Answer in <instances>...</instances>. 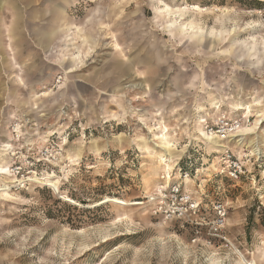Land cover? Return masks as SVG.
<instances>
[{
  "label": "rangeland",
  "instance_id": "374dc122",
  "mask_svg": "<svg viewBox=\"0 0 264 264\" xmlns=\"http://www.w3.org/2000/svg\"><path fill=\"white\" fill-rule=\"evenodd\" d=\"M23 1L0 36V264H264V0ZM161 184L186 220L154 215Z\"/></svg>",
  "mask_w": 264,
  "mask_h": 264
},
{
  "label": "built area",
  "instance_id": "2783aa9c",
  "mask_svg": "<svg viewBox=\"0 0 264 264\" xmlns=\"http://www.w3.org/2000/svg\"><path fill=\"white\" fill-rule=\"evenodd\" d=\"M236 125V123L228 122L223 116L219 126L206 125L205 130L209 135L221 134L226 136L237 128ZM226 159L227 175L230 178L238 179L240 175L244 174L238 162L232 161L229 155H226ZM165 179L167 180V176ZM151 201H154V215L167 220H186L189 217L188 214L195 210L191 196L180 184H172L167 188L163 184L159 185Z\"/></svg>",
  "mask_w": 264,
  "mask_h": 264
},
{
  "label": "crops",
  "instance_id": "0c3cea01",
  "mask_svg": "<svg viewBox=\"0 0 264 264\" xmlns=\"http://www.w3.org/2000/svg\"><path fill=\"white\" fill-rule=\"evenodd\" d=\"M22 2V3H20ZM22 4H24V7H22ZM29 5V2L27 3L26 1L23 0H18L17 1H8V0H0V12L3 11L4 8H9L13 11L14 14V25H12L11 29L6 28V24H5V28L4 30L1 29L0 27V36H3L4 32H7L6 34V39L4 40L5 42H8L10 40H14L17 38V30H19V28H22V25H18V22L21 20V16L24 12L23 9H25L27 6ZM36 20V19H35ZM1 23V21H0ZM37 33V31L35 32ZM55 35L54 31L51 30H46L44 32L41 33L40 39H38V35L36 34V37L33 33V36L36 38V40L34 41L35 44L39 45L43 50L47 49L46 47H49L52 41L53 36ZM11 41L8 42L9 46L11 48L10 45ZM13 46V45H12ZM6 47V46H5ZM1 49V47H0ZM14 62V60H13ZM12 64V61L10 62V59H8L7 57L3 56L2 54H0V66L2 65L3 67H0V95L3 93V91H1L2 89L4 90V88L2 86H4V78L2 79V73L5 72L6 67H4V64L6 66V64ZM14 64H16L14 62ZM2 88V89H1Z\"/></svg>",
  "mask_w": 264,
  "mask_h": 264
},
{
  "label": "bare ground",
  "instance_id": "6f19581e",
  "mask_svg": "<svg viewBox=\"0 0 264 264\" xmlns=\"http://www.w3.org/2000/svg\"><path fill=\"white\" fill-rule=\"evenodd\" d=\"M161 128V127H160ZM157 134V133H156ZM158 135V134H157ZM162 137V136H161ZM215 140V139H214ZM209 142V141H208ZM0 145H3V146H0V148L2 147L4 149V147L6 146V144H0ZM224 148V147H223ZM5 150V149H4ZM6 151V150H5ZM166 156L167 157H170L172 152H170V150H166ZM176 153V152H175ZM164 161H168V159H165ZM11 172V171H10ZM6 173V172H5ZM7 174V173H6ZM2 175V174H1ZM5 180V179H4ZM34 181H37V179H34ZM39 182V181H38ZM37 183V182H36ZM53 188V187H52Z\"/></svg>",
  "mask_w": 264,
  "mask_h": 264
}]
</instances>
